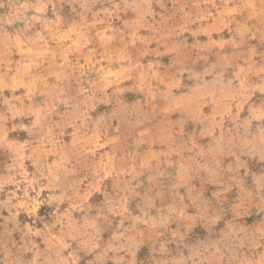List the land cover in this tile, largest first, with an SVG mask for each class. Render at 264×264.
<instances>
[{"label":"clouds","instance_id":"clouds-1","mask_svg":"<svg viewBox=\"0 0 264 264\" xmlns=\"http://www.w3.org/2000/svg\"><path fill=\"white\" fill-rule=\"evenodd\" d=\"M0 264H264V0H0Z\"/></svg>","mask_w":264,"mask_h":264}]
</instances>
